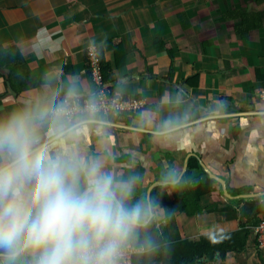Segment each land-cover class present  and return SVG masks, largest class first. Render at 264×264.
Segmentation results:
<instances>
[{"label":"clouds","instance_id":"9594fccd","mask_svg":"<svg viewBox=\"0 0 264 264\" xmlns=\"http://www.w3.org/2000/svg\"><path fill=\"white\" fill-rule=\"evenodd\" d=\"M46 32L38 29L41 39L32 45L38 58L61 50ZM107 48V37L85 45L93 63L107 61ZM14 54L0 47V57ZM130 76L116 72L101 84L95 73L50 66L0 110V264H166L171 258L174 241L166 229L175 213L164 198L194 182L167 163L146 186L135 143L146 138L161 152L187 151L189 141L210 142V125L238 117L224 99L205 105L183 87L144 102L145 88ZM250 111L247 134L255 144L264 140V92ZM240 180L264 208V177Z\"/></svg>","mask_w":264,"mask_h":264},{"label":"crops","instance_id":"0c3cea01","mask_svg":"<svg viewBox=\"0 0 264 264\" xmlns=\"http://www.w3.org/2000/svg\"><path fill=\"white\" fill-rule=\"evenodd\" d=\"M40 28L60 42L59 52L34 54ZM104 37L108 82L116 72L130 73L133 84L146 90L144 102L183 87L205 105L212 99L229 103L238 119L210 125V142L189 141L187 151L161 152L145 138L135 150L147 169L146 186L167 163L193 179V185L164 198L175 213L166 229L174 243L244 227L251 231L244 250L189 264H264V245L254 230L264 210H255L253 189L240 180L264 177V140L254 144L247 134L254 96L264 86V0H0V47L15 53L0 57V110L34 86L47 67L90 76L85 45ZM119 142L128 146L123 134ZM208 175L214 181L206 191Z\"/></svg>","mask_w":264,"mask_h":264},{"label":"trees","instance_id":"16d2710c","mask_svg":"<svg viewBox=\"0 0 264 264\" xmlns=\"http://www.w3.org/2000/svg\"><path fill=\"white\" fill-rule=\"evenodd\" d=\"M102 70L104 79L108 83L111 69H108V65L104 60H102ZM213 181V178L208 175V178L204 181L206 191L212 188ZM203 191H205L203 188L200 189L198 194ZM255 210H264V208L258 206ZM244 228L242 231L225 235L204 236L199 241L186 239L176 242L173 244L171 258L166 264H189L204 258L213 261L217 256L223 259L226 258L230 251L244 250L247 245L249 233L251 232L246 227Z\"/></svg>","mask_w":264,"mask_h":264},{"label":"built area","instance_id":"2783aa9c","mask_svg":"<svg viewBox=\"0 0 264 264\" xmlns=\"http://www.w3.org/2000/svg\"><path fill=\"white\" fill-rule=\"evenodd\" d=\"M87 69L90 74L95 73L96 82L106 84L102 70V60L99 63H93L87 54ZM264 92V86L259 93ZM258 235L259 241L264 245V219L254 229Z\"/></svg>","mask_w":264,"mask_h":264},{"label":"water","instance_id":"95a60500","mask_svg":"<svg viewBox=\"0 0 264 264\" xmlns=\"http://www.w3.org/2000/svg\"><path fill=\"white\" fill-rule=\"evenodd\" d=\"M214 176H216V178H218L221 182L225 183V181H224V179H223L222 177H219V176H217V175H214ZM225 190H226V192L229 193L228 188H225ZM242 195H243V194H242Z\"/></svg>","mask_w":264,"mask_h":264},{"label":"rangeland","instance_id":"374dc122","mask_svg":"<svg viewBox=\"0 0 264 264\" xmlns=\"http://www.w3.org/2000/svg\"><path fill=\"white\" fill-rule=\"evenodd\" d=\"M261 90V89H260Z\"/></svg>","mask_w":264,"mask_h":264}]
</instances>
